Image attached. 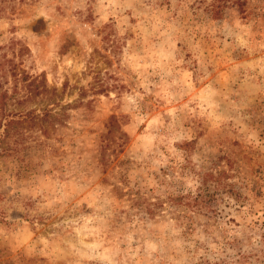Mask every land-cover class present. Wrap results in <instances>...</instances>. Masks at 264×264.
Instances as JSON below:
<instances>
[{"label": "rangeland", "instance_id": "374dc122", "mask_svg": "<svg viewBox=\"0 0 264 264\" xmlns=\"http://www.w3.org/2000/svg\"><path fill=\"white\" fill-rule=\"evenodd\" d=\"M0 264H264V0H0Z\"/></svg>", "mask_w": 264, "mask_h": 264}, {"label": "trees", "instance_id": "16d2710c", "mask_svg": "<svg viewBox=\"0 0 264 264\" xmlns=\"http://www.w3.org/2000/svg\"><path fill=\"white\" fill-rule=\"evenodd\" d=\"M198 196L194 197L192 201H190L188 204L189 206H195L198 203Z\"/></svg>", "mask_w": 264, "mask_h": 264}]
</instances>
